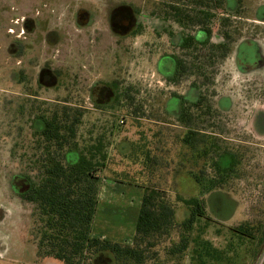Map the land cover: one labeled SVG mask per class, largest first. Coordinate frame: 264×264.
<instances>
[{"label":"rangeland","instance_id":"rangeland-1","mask_svg":"<svg viewBox=\"0 0 264 264\" xmlns=\"http://www.w3.org/2000/svg\"><path fill=\"white\" fill-rule=\"evenodd\" d=\"M145 1L141 7L147 12L141 18L143 31L125 35L133 20L125 8L113 17L114 26L116 22L125 25L124 34L116 36L109 23L110 9L123 5L140 8L136 5H143L141 0H0V264H63L38 256L32 236L33 206L12 188L17 176L34 179L38 173L29 159L35 141L33 120L60 105L83 109L78 130L82 146L101 134L107 138L109 161L100 174L94 237L132 244L145 185L135 181L134 169L141 167L135 163L140 154L138 148L134 153L133 145L140 138L148 139L151 147L161 150L152 149L156 163L152 177L147 172L149 179L144 183L167 190L172 203L178 196H193L201 198L206 208L192 230L196 244L189 251L199 248L216 257L213 246L222 247L223 259L229 264H244L243 258L245 264H257L264 249V140L257 135L254 145L215 140L211 149L207 144L212 142L203 139L202 148L210 149V155L198 165L188 157L190 150L176 139L183 129L166 126L174 121L164 109L171 90L155 72L156 54L163 44L154 47L150 8ZM26 19L32 21V31L25 29ZM41 69L49 71L45 86L38 83ZM115 82L118 92L129 93V101L121 96L119 102L107 103L114 97L105 87L115 86ZM223 89L228 92L231 87ZM241 96H237V105H249ZM129 142L133 144L130 162H124L118 149L121 143L130 150ZM220 153L223 157L216 162L221 170L230 165L224 156L232 157V170L218 172L212 166ZM70 157L77 159L75 153ZM124 169L130 170L128 176L120 173ZM201 171L205 177L202 188L190 176ZM213 178L222 185L210 191L207 180ZM15 185L22 188L21 182ZM180 208L186 211L181 204ZM244 223L254 227L250 237L232 231ZM178 239L173 233L171 241L157 246L158 264L165 263L163 253ZM201 241L208 244L204 247Z\"/></svg>","mask_w":264,"mask_h":264},{"label":"trees","instance_id":"trees-1","mask_svg":"<svg viewBox=\"0 0 264 264\" xmlns=\"http://www.w3.org/2000/svg\"><path fill=\"white\" fill-rule=\"evenodd\" d=\"M26 26L31 31L28 22ZM111 26L116 36L123 33L113 26V17ZM126 34L137 35L138 31L132 27ZM48 73V70L41 69L39 85L45 86L44 78ZM114 84L116 85L105 87L114 97L107 103L119 102L121 96L129 101V93L118 92V83ZM83 115L84 111L79 107L60 105L33 120L35 141L32 149L30 148L32 154L29 159L34 163L32 169H37L38 173L34 179L29 176L27 178V175L17 176L15 183H22L23 189L20 188L19 197L33 206L32 236L37 244L38 256L54 258L63 264H158L157 246L171 241L172 234L175 233L179 239L170 243L167 253L163 254L177 257V263L196 244L195 238L191 236L192 230L198 219L206 214L201 198L192 196L185 199L178 196L172 203L167 190L157 185L145 184L142 186L144 194L132 244L113 242L92 235V222L102 181L100 174L107 168L109 161L106 151L108 144L104 134L87 145L79 143L78 130ZM196 135V132L190 131L184 143L191 149L194 164L198 165L211 151L209 149V153L207 148L203 150L202 140L196 138ZM207 146L212 149L213 145ZM142 150L145 151L143 159L146 171L152 177L156 163L152 159V150L145 147ZM70 153L76 154L75 161L69 158ZM212 166L218 172L221 169L215 160ZM190 176L200 188L203 187V171L199 174L191 173ZM221 183V180L209 179L207 188L212 191L221 187ZM180 204L186 211L181 210ZM253 229V225L244 223L232 231L239 236L250 237ZM262 240L261 238L260 241ZM201 243L204 247L208 244L206 241ZM192 251L197 252V249L193 248ZM203 251L207 257L211 256L208 250Z\"/></svg>","mask_w":264,"mask_h":264},{"label":"flooded vegetation","instance_id":"flooded-vegetation-1","mask_svg":"<svg viewBox=\"0 0 264 264\" xmlns=\"http://www.w3.org/2000/svg\"><path fill=\"white\" fill-rule=\"evenodd\" d=\"M141 2L140 8L110 9V26L111 17L127 8L133 17L129 29L143 31L147 12ZM148 5L154 47L163 44L155 72L171 90L164 109L174 121L166 126L183 129L178 143L191 150L184 143L190 131L210 144L254 145L256 135L264 140V0H148ZM114 24L118 32L125 28ZM241 95L249 105H237ZM255 99L262 105L256 107ZM224 157L232 170V157ZM12 188L21 191L15 181Z\"/></svg>","mask_w":264,"mask_h":264},{"label":"crops","instance_id":"crops-1","mask_svg":"<svg viewBox=\"0 0 264 264\" xmlns=\"http://www.w3.org/2000/svg\"><path fill=\"white\" fill-rule=\"evenodd\" d=\"M26 22H28L29 27L31 28L32 21L30 19H26L24 21L25 29L27 31H30L27 29ZM31 31H32V29H31ZM142 140L140 138L138 141H134V145L131 142H129L130 143V150H128V151H126L125 147L121 146V143L119 145L120 149H118L119 154L122 155V157H123L122 161L130 162L129 154L131 153L132 145L134 148V153H135V149L137 150V148H139L138 149L139 152L136 151V153H139L140 156H139V158L135 159V163H136V165H140L141 169L139 171H137V169H134V173H133L135 176V181H136L137 185H138V183L146 184V183H144L143 180L149 179L146 176L148 173L146 171V167L144 164L145 161L141 156L145 153V151L142 150V147H145V149H151V150L154 149V151H157V148L154 145L151 147V145L149 143L151 141H149L148 139H142ZM141 142H142V144H141ZM114 172H116V171H114ZM123 172H126V173H124V175L128 176L130 173V170L127 171V169H124L120 173H123ZM148 176L151 177L149 174H148ZM138 179H141L142 182H140ZM197 237H199V236H197ZM232 238H235V237H232ZM132 241H133V239H132ZM240 241L243 242V239H241ZM222 250H223L222 247L218 248V247L213 246V251H214L213 253L217 254L216 257H213V256L207 257L206 253L202 249H199V248H197V252H195V251L191 252L188 250L185 255L181 256L180 260L177 263L175 262V259H177V257L165 256V263L164 264H229L228 260L223 259V257H224L223 254L225 253V251L223 252ZM243 262L245 264V258H243ZM158 263H159V260H158ZM161 264H163V263H161Z\"/></svg>","mask_w":264,"mask_h":264},{"label":"built area","instance_id":"built-area-1","mask_svg":"<svg viewBox=\"0 0 264 264\" xmlns=\"http://www.w3.org/2000/svg\"><path fill=\"white\" fill-rule=\"evenodd\" d=\"M257 264H264V249L260 253V256L258 257V262Z\"/></svg>","mask_w":264,"mask_h":264}]
</instances>
